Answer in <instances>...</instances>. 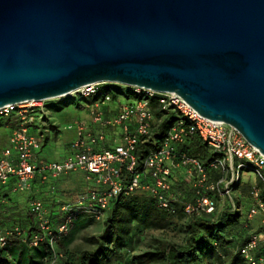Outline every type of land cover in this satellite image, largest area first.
Here are the masks:
<instances>
[{"label":"water","instance_id":"obj_1","mask_svg":"<svg viewBox=\"0 0 264 264\" xmlns=\"http://www.w3.org/2000/svg\"><path fill=\"white\" fill-rule=\"evenodd\" d=\"M94 83L176 93L264 154V0H0V109Z\"/></svg>","mask_w":264,"mask_h":264},{"label":"built area","instance_id":"obj_2","mask_svg":"<svg viewBox=\"0 0 264 264\" xmlns=\"http://www.w3.org/2000/svg\"><path fill=\"white\" fill-rule=\"evenodd\" d=\"M104 84L86 85L67 95L70 97L67 103L84 104L81 107L87 109L88 117L75 119L65 127L73 132L75 138L69 144L67 155L59 161L42 162L39 155L48 142L49 132L54 131L57 135L62 132L56 122H51L49 100L28 101L0 109L2 117L16 116L7 144L0 150V194L13 178V192L29 190L38 173L46 181L50 176L59 178L83 172L88 182L95 183L87 186L75 202H66L61 206L62 219L56 228L42 200L33 198L29 209L36 219V232L29 233L18 226L6 230L0 235L2 247L14 235L30 247H39L46 242L53 246L57 239L70 232L78 216L86 215L99 221L112 199L137 191H148L159 208L173 213L178 197L173 192L171 176L173 167L178 166L184 167L187 175L193 176L195 186L205 190L194 202L184 204L187 214L213 212L217 201L207 192L217 191L231 197V187L243 172L249 171L259 178L262 185L252 190L254 203L247 212V218L264 216V201L261 199L264 154L235 127L202 117L176 93H160L138 86H125L129 89V97L120 95L127 100L125 103L120 101V96L113 100L109 93H105L100 100L88 102L102 92ZM154 98L164 112L179 115L159 143L153 137L155 115L151 100ZM194 136L218 155L211 168L222 174L219 181H210L207 169L198 159L179 154V147ZM151 139L154 144L143 161V172L140 173L136 171L139 165L138 147L143 141ZM124 170L132 174L128 182L123 180ZM146 177L151 183L143 182ZM261 244H264V231L252 232L241 250L250 264L264 263L263 258L256 255Z\"/></svg>","mask_w":264,"mask_h":264},{"label":"trees","instance_id":"obj_3","mask_svg":"<svg viewBox=\"0 0 264 264\" xmlns=\"http://www.w3.org/2000/svg\"><path fill=\"white\" fill-rule=\"evenodd\" d=\"M105 93H109L113 100H116L120 95L129 97L128 88L123 92L122 88H113L104 84L102 92L87 101L100 100ZM49 106L52 110L55 107L51 104ZM151 107L155 115L153 137L159 143L174 121L179 119V115L174 112H164L160 108L157 98L151 100ZM153 144L152 139L139 144L137 151L139 165L136 171L143 172V161ZM183 153L198 159L205 166L210 181L217 182L221 179L220 171L211 168L212 161L218 155L199 137L194 136L180 146L179 154ZM123 172V180L128 182L132 174L126 170ZM172 178L171 176V180ZM13 180L15 179H11V181ZM149 181L148 177L143 179L144 183H151ZM261 185L259 180V186ZM12 188L13 186H10V191H3L0 194V201L3 204L5 201H10L11 205L13 194L20 193L13 192ZM172 188L178 197V202L174 203L173 213L159 208L148 191H137L130 195L123 194L112 199L108 208L102 212L101 221H104V233L100 237L85 238L87 243L94 245L93 248H76L61 254L57 245L50 246L46 242L39 247H30L22 238H18L17 240L23 246H17L19 247L17 249H27L32 252L29 257L31 264H55L56 261L58 262L57 256L64 258L61 259L63 264H112L115 260L133 264H250L242 255L241 250L248 242L251 232L248 221L244 219L238 209H234L233 205L227 209L221 208L218 203L220 198H217L219 193L216 191L207 192L217 201L216 209L213 212L200 211L187 214L184 204L194 202L198 195L204 194V188L195 186L194 183L193 186L187 185L184 181L179 184L172 182ZM222 189L223 184H221ZM261 199L264 201V189L261 190ZM3 204H0L1 217L3 216L2 209L10 206ZM50 213L52 215L53 211ZM12 215L10 223L23 225L18 212H12ZM61 219L62 216L58 218L59 222ZM90 219L95 221L93 218ZM51 220L54 227L57 222L53 218ZM172 227H177L178 231L183 234L181 242L154 238L152 246L147 251L140 254L134 253L132 245L144 231L165 230ZM24 228L26 227L22 226L24 231L34 232ZM261 231H264V224L257 230V232ZM63 237L65 238V236ZM63 237L57 239L55 244H59ZM9 243L11 244V237L8 239L7 246L1 248L0 254L9 250ZM256 255L264 260V244L260 245ZM36 257H39L40 260L36 261ZM20 261L22 262V260ZM8 262L6 260L1 264H8Z\"/></svg>","mask_w":264,"mask_h":264},{"label":"rangeland","instance_id":"obj_4","mask_svg":"<svg viewBox=\"0 0 264 264\" xmlns=\"http://www.w3.org/2000/svg\"><path fill=\"white\" fill-rule=\"evenodd\" d=\"M109 86H112L113 88H122L123 92L127 89L124 85L116 84V83H106ZM67 97L62 98H56L51 99L48 101L51 105L55 106L52 112H50V119L51 122H56V125L60 126V131H62L60 134H56L54 131L49 132V138L47 139L48 142L45 146H43L42 150L39 152L40 157L46 158L49 161H59L66 153V148L64 145H67L69 141H72L75 137L74 134L71 131H67L65 127H67L69 124H71L76 118L83 117L86 114V110L82 109L81 102L79 103H67L68 102ZM120 101L122 103L127 102L124 96H120ZM16 122V116L11 115L9 117H2L0 116V148L7 144L8 137L11 131V128L13 124ZM0 149V150H1ZM249 172V171H245ZM255 176V175H254ZM258 180L259 178L255 176ZM246 178V175H240L239 180L236 184H240L244 179ZM246 180V179H245ZM183 181L187 185H192L195 182L193 176L186 175L183 178ZM89 185H95L94 182H88L85 179V174L83 172H73V174L66 175V177L62 181V187L66 189L67 193H73L75 195H81L85 192L86 187ZM235 186L231 187V197L229 195H223L219 194L217 198L219 206L223 209L229 208L231 205H233L234 209H238L241 213H243L244 219H246L249 223L250 232L257 231L263 224H264V216L263 215H257L251 219L247 218V210L249 208H246V200H244L241 196H237L235 193ZM223 190V189H222ZM250 201L251 203H254L253 195H250ZM253 205V204H252ZM248 207V206H247ZM3 210V220H10L12 215V212H16L14 208H10V206L2 209ZM26 215V214H25ZM30 220H32V226L35 223V228L30 229L34 232L37 230V224L35 216L32 215V213L29 212L26 215ZM81 216V215H80ZM79 217V216H78ZM51 218V217H50ZM80 218V217H79ZM78 219V221L83 220L81 224L78 223V227L75 226L72 229L75 230L74 237L75 240L73 242V247L71 250H74L76 248L80 249H87V248H93L94 245H91L85 241V238L89 237H100L104 231V221H93L91 219ZM19 227L22 229V225L15 224L14 227ZM7 230L14 228L10 226H7ZM27 230L26 228H24ZM138 240L134 242L132 245V248L134 250L135 254H140L145 251H147L153 244L154 238H165L170 241H176L181 242L183 239V234L178 231L177 227H172L165 230H146L141 235L138 236ZM57 245L58 244H54ZM53 245V246H54ZM7 246V245H6ZM10 247V243L8 245ZM56 246V247H57ZM5 247V246H4ZM58 257V262L56 261L55 264H63V261L61 259H64L60 256ZM62 261V262H61ZM112 264H133L129 262H124L121 260H115Z\"/></svg>","mask_w":264,"mask_h":264},{"label":"crops","instance_id":"obj_5","mask_svg":"<svg viewBox=\"0 0 264 264\" xmlns=\"http://www.w3.org/2000/svg\"><path fill=\"white\" fill-rule=\"evenodd\" d=\"M82 109H84L82 107ZM86 110V114L83 117H78L79 119H85L87 118V109ZM76 118V119H78ZM73 133V132H72ZM71 141H69V143L67 145H64L66 148V153L65 155L61 158L63 159L67 153L69 152V144ZM4 147V146H3ZM2 147V148H3ZM1 149V148H0ZM60 159V160H61ZM40 161L45 162V161H49L46 158H42L40 157ZM73 174V173H71ZM186 173V169L182 166H178V167H173L172 169V182L174 184H179L183 181V178L185 176ZM69 175V174H68ZM243 176L246 175V180L244 179L240 184H236L235 186V193L237 194V196H241L244 200H246V208H250L252 206L253 203H251L250 201V195L252 194V190L255 186H259V180L254 176L253 173L251 172H243L242 174ZM66 177L62 176L59 178H53V177H49L46 181H44L41 178V174H37V176L32 180L31 182V188L27 191L24 192H20L18 194H13L12 198V204L10 205V201H5V203L3 204L2 201H0V204L3 205H10L12 206V208H14L16 210V212H18V215H20V220L22 221V226L26 227V229L30 230V229H34L35 228V223L32 226V220H30V218H27V216L25 215L26 213L28 214L29 212V204L30 201L33 198H39L42 200V202L44 203V206L46 207V209L49 211V213L51 211H53L52 215L50 213V217L53 218L57 223L54 225V227L56 228L59 220L58 218L61 217V206L66 203V202H75L77 200V198L79 197L78 195L71 193H67L66 189L62 187V181L63 179ZM86 179V178H85ZM15 180L11 181V183H9V185H7L3 191L7 192L10 191V186H13ZM249 210V209H248ZM247 210V211H248ZM243 214V213H242ZM81 219L82 217H84L85 219H90V217L86 216V215H81L79 216ZM76 219L75 224L73 225V227L75 226H79L78 223H82L84 222L83 220L78 221V219ZM3 217H1L0 215V235L5 234V231L7 230V226L14 227L15 224L10 223V220H3ZM83 218V219H84ZM72 227V228H73ZM71 228V232L69 235H66L65 238L63 237L62 240H60L57 249L58 251L63 254V252L67 251V250H71V248L73 247V242L75 240L74 237V232L75 230ZM20 238L17 235H14L11 237V244H10V248L9 250H7V252L5 253H1V257H0V264L2 262H5L7 260H9L8 264H31L29 261V257L31 256L32 252L29 250H25V249H17L21 246H23L17 239ZM19 246V247H17ZM4 247V246H3ZM0 245V250L1 248H3ZM13 249H17V250H13ZM5 258V259H3ZM22 260V262L20 261ZM36 261L40 260L39 257H36L35 259Z\"/></svg>","mask_w":264,"mask_h":264}]
</instances>
